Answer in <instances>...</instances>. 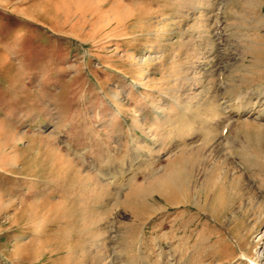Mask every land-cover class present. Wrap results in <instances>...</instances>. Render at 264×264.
<instances>
[{
  "label": "rangeland",
  "instance_id": "374dc122",
  "mask_svg": "<svg viewBox=\"0 0 264 264\" xmlns=\"http://www.w3.org/2000/svg\"><path fill=\"white\" fill-rule=\"evenodd\" d=\"M250 261L264 0H0V264Z\"/></svg>",
  "mask_w": 264,
  "mask_h": 264
},
{
  "label": "bare ground",
  "instance_id": "6f19581e",
  "mask_svg": "<svg viewBox=\"0 0 264 264\" xmlns=\"http://www.w3.org/2000/svg\"><path fill=\"white\" fill-rule=\"evenodd\" d=\"M173 178H174V177H173ZM245 254H246V253H245ZM244 257H245V256H244ZM246 257H249L248 254H246ZM246 259H248V258H246ZM249 263H250V264H255L256 262H254V261H250Z\"/></svg>",
  "mask_w": 264,
  "mask_h": 264
}]
</instances>
